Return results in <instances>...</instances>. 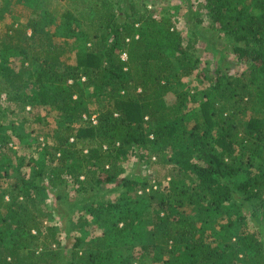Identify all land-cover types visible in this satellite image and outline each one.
I'll list each match as a JSON object with an SVG mask.
<instances>
[{
    "label": "trees",
    "instance_id": "trees-1",
    "mask_svg": "<svg viewBox=\"0 0 264 264\" xmlns=\"http://www.w3.org/2000/svg\"><path fill=\"white\" fill-rule=\"evenodd\" d=\"M69 2L74 9L56 15L41 8V0H14L27 8L26 21L2 40L1 51L22 61L18 67L5 65L8 57L0 60V187L15 166L19 174L0 191V248L16 259L21 240L54 237L52 229L43 233L50 215L37 206L35 194L53 192L64 201L62 191L70 185L83 222L67 218L64 230L78 226L83 233L90 217L93 230L100 232L91 230L86 244L75 238L73 250H78L70 253L75 257L70 264L112 263L119 245H128L131 236L140 241L145 214L151 217L149 238L130 245L120 264L142 256L149 264H264V0L199 2L193 17L205 18L211 32L229 36L237 62L245 66L234 76L211 75L203 93L184 84L197 68V34L184 44L175 21L156 17L147 6L128 3L124 10L123 0ZM28 107L54 113L59 125L53 146L37 151L38 162L18 157L10 143L15 124L4 117ZM146 148L169 166L161 190L154 179L124 174V162L144 160L140 150ZM47 162L52 167L46 184H40L43 170L36 174L34 169ZM23 168L35 177L21 173ZM107 185L112 188L105 195L117 194L113 200L84 197ZM226 202L231 207L255 202L262 219L257 232L224 230L234 241L224 243L215 233L200 235L201 225L186 210L204 215L219 212ZM67 206L65 213L78 208L76 202ZM65 256L45 247L27 259L65 264Z\"/></svg>",
    "mask_w": 264,
    "mask_h": 264
},
{
    "label": "rangeland",
    "instance_id": "rangeland-1",
    "mask_svg": "<svg viewBox=\"0 0 264 264\" xmlns=\"http://www.w3.org/2000/svg\"><path fill=\"white\" fill-rule=\"evenodd\" d=\"M41 1V8L53 12L56 15H61L66 10H73L75 7L74 3L69 2V0ZM200 1L202 0H123L121 7L126 10L128 3H135L138 9L147 6V9L154 10L156 17H167L168 19L174 20L178 31L182 35L184 44L192 39V33L198 35L199 38L198 42L195 44L194 51V54L198 58L197 68L193 76L184 80V84L187 88L194 89L195 92L203 93L202 91L207 90L212 83L211 75L213 77L217 74L234 76L244 71L245 66L237 62L236 57L233 54L232 39L229 36H226L222 32H211L208 21L205 18L193 17L194 12L199 8L198 4ZM5 5H9L10 9H5ZM27 13V8L23 6H15L14 0H11L7 4H5L4 0H0V48L2 46V40H5L7 35H9L11 31L10 28H17L18 24H25ZM201 15L203 16V12H201ZM56 39L58 42L61 40V37L57 35ZM68 46L71 47V45ZM10 54L11 53L1 51L0 49V60L8 57L5 65L11 66L14 63L19 67L22 60H14L12 56H9ZM68 54L69 53H67V55ZM124 57L125 56L123 55V58ZM3 97L4 95H2L1 100ZM189 106L191 107V105ZM193 108L198 109V105L195 104ZM10 109L12 111H17L13 106H10ZM33 112H31L28 107L24 112L19 114L8 113L4 117L5 122L12 121L15 124V132L11 135L10 143L11 145H14L13 149L17 151L18 157L25 156L27 159L33 157L34 160L38 162L41 156L37 151H40L45 145L49 147L53 146L56 141L55 132H58L56 130L59 129V125L56 123L54 113L46 115L45 110L41 108H37ZM36 115H40V118H36ZM93 117H95V115H92V118ZM15 133L19 134L20 137H22V140L25 139L26 144H32V146H24L25 143L21 144V139H18L19 137L17 138ZM33 141H36V143H33ZM70 141L73 140L71 139ZM151 151V148L141 149L140 154H145V159L138 161L137 158L131 157L124 162L122 168L125 175L129 174L132 177H146L147 182L149 178L154 179L156 183H158L156 188L161 190L167 186L168 179L166 180L165 176L169 171V166H167L165 160H161L152 155ZM45 166L43 163L40 165L37 163V166L34 169L36 174L43 170V174L38 177L40 184H46V175L52 167L48 162ZM14 168L9 174L10 176L5 178V181H2L3 185L0 187V191L3 192L5 189L10 188L15 183L14 181L17 177H19L18 172L16 174V171H14L16 170V166ZM29 171L30 170L23 168L21 173H26L27 177L30 175V179L35 177V175H32L31 172L29 173ZM111 188V186L107 185L103 188L104 190H102V192H97L96 195L85 193L84 197L90 196L92 198L91 202L99 201L102 198H105L104 201L108 202L113 200L114 197H117L116 193L105 195L106 190ZM52 193H47L45 197H43V194L36 193L35 198L38 201L37 206L42 210H46L44 212L49 213L50 215L48 220L43 221V233L45 234L47 229H52L54 237L48 235L45 239L34 240L33 242L21 240L15 247L16 254L18 255L16 259L7 255L5 247L0 248V260H3L4 262L5 259L10 262L17 261L19 264H36L33 260L27 259V257H29L30 253L36 255L41 253L46 247V249L48 248L49 251L53 252L64 251L66 255L65 264H70L71 262L74 263L75 257L70 253L72 251L75 253L78 250V248L73 250L75 238L80 237L85 241L84 244H86L93 238L91 230L93 231V234L100 233L97 229L93 230V227L95 229V226L90 222V217L86 218L88 225L84 226L83 233H80L81 229H78V226H75L71 232H66L64 230V224L66 223L67 218H70L72 224H80L83 222L80 216L82 211L80 204L78 205L79 200L74 199V191L70 185L67 190L62 191L63 196H65L64 201L56 199L55 195ZM3 198L4 201L7 202L9 197L8 195H4ZM79 199L83 200L82 197H79ZM75 202L76 207L78 208L72 213H65V211H68L67 204ZM231 205H233L232 202H226L219 212L211 211L204 215L191 210H186V212L191 219L196 222V226L201 225L200 227L202 228L199 229L200 235H202V231H205L204 235L215 233L219 242H234L233 239H230V235L225 234L226 232L230 233L233 231L234 234L232 235L239 234L242 229H246L248 232H257V226L262 220L260 218L258 205L255 202H253V204L247 203L244 206L235 205L234 207H231ZM145 215L147 216L146 220L138 226L139 233L137 234V237L140 241L137 240L138 242H136L134 236H131L128 245H119L114 251V258L110 264H120V261L129 255L128 247L130 245L134 247L139 243L138 246H140L148 240L149 229L151 228V217L147 214ZM200 219H204L205 222L200 224ZM81 225H83V223ZM32 235L35 236V232H32ZM45 252L48 251L46 250ZM45 252L44 254H46ZM57 260V258L53 261L50 260V263H54ZM149 262L150 260L147 256H142L136 261L133 260V264H149Z\"/></svg>",
    "mask_w": 264,
    "mask_h": 264
}]
</instances>
